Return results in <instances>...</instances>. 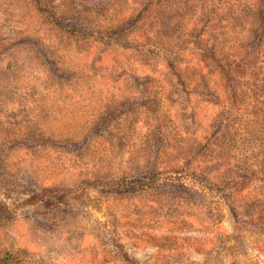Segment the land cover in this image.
I'll return each mask as SVG.
<instances>
[{
  "label": "rangeland",
  "instance_id": "1",
  "mask_svg": "<svg viewBox=\"0 0 264 264\" xmlns=\"http://www.w3.org/2000/svg\"><path fill=\"white\" fill-rule=\"evenodd\" d=\"M264 264V0H0V264Z\"/></svg>",
  "mask_w": 264,
  "mask_h": 264
},
{
  "label": "trees",
  "instance_id": "2",
  "mask_svg": "<svg viewBox=\"0 0 264 264\" xmlns=\"http://www.w3.org/2000/svg\"><path fill=\"white\" fill-rule=\"evenodd\" d=\"M18 254H15L13 252L6 251L1 262L2 264H10L11 262L15 261V258Z\"/></svg>",
  "mask_w": 264,
  "mask_h": 264
}]
</instances>
